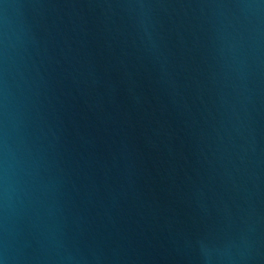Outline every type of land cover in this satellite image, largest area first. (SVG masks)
Listing matches in <instances>:
<instances>
[{
	"label": "water",
	"instance_id": "95a60500",
	"mask_svg": "<svg viewBox=\"0 0 264 264\" xmlns=\"http://www.w3.org/2000/svg\"><path fill=\"white\" fill-rule=\"evenodd\" d=\"M210 2L0 0L31 193L16 212L45 250L221 264L247 221L264 264V39Z\"/></svg>",
	"mask_w": 264,
	"mask_h": 264
},
{
	"label": "clouds",
	"instance_id": "9594fccd",
	"mask_svg": "<svg viewBox=\"0 0 264 264\" xmlns=\"http://www.w3.org/2000/svg\"><path fill=\"white\" fill-rule=\"evenodd\" d=\"M203 6L235 9L238 15L229 19V26L238 34L243 29L247 39L257 45L264 39V0H223L221 3L212 0ZM152 14L151 7L145 10L142 5L141 15L145 19ZM244 42L245 38L241 34V48ZM9 48V25L5 15L3 25L0 26V62L4 65L5 75ZM13 110L7 80L4 79L3 89L0 90V264H33L34 261H39V264H104L108 259L105 255L77 246L66 239L55 250H45L39 233L25 231L20 226L23 217L16 212V207L29 201L31 193L25 179L27 173L23 152L16 147L15 136L10 128ZM243 223L244 227L231 242L237 250L236 254L221 255V264H249L254 259L257 241L249 234L247 221Z\"/></svg>",
	"mask_w": 264,
	"mask_h": 264
}]
</instances>
